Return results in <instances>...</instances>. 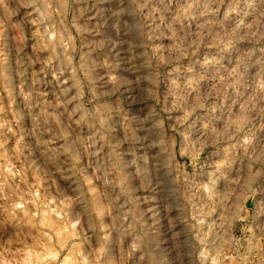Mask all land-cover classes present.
I'll list each match as a JSON object with an SVG mask.
<instances>
[{"label":"clouds","instance_id":"9594fccd","mask_svg":"<svg viewBox=\"0 0 264 264\" xmlns=\"http://www.w3.org/2000/svg\"><path fill=\"white\" fill-rule=\"evenodd\" d=\"M0 264H264V0H0Z\"/></svg>","mask_w":264,"mask_h":264}]
</instances>
